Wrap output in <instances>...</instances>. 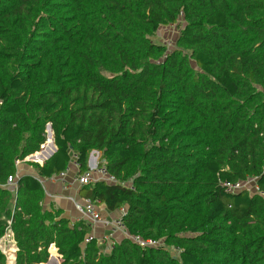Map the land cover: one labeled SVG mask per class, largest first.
<instances>
[{
    "label": "trees",
    "instance_id": "16d2710c",
    "mask_svg": "<svg viewBox=\"0 0 264 264\" xmlns=\"http://www.w3.org/2000/svg\"><path fill=\"white\" fill-rule=\"evenodd\" d=\"M174 24L173 48L154 41ZM48 124L56 151L26 160ZM92 152L116 183L84 197L159 245L104 251L47 203L40 178ZM19 161L37 176L9 186ZM8 228L16 264H264V0H0V240Z\"/></svg>",
    "mask_w": 264,
    "mask_h": 264
},
{
    "label": "built area",
    "instance_id": "2783aa9c",
    "mask_svg": "<svg viewBox=\"0 0 264 264\" xmlns=\"http://www.w3.org/2000/svg\"><path fill=\"white\" fill-rule=\"evenodd\" d=\"M42 148H44V145H42ZM36 161L38 162L39 159H37ZM73 161H74L76 167L78 168V164H77L76 160H73ZM43 162L44 161H41L38 163L40 165H42ZM20 163H21L20 161L17 162L18 165ZM67 172H68V169L57 175L58 178L62 180L64 188L66 187L65 179L67 176ZM19 175H20V173H19V169H18V172L15 174V176H10L8 178L7 185L16 186V180L19 177ZM40 180H41V178H40ZM99 180H104V181H107L110 183H116L115 177L113 175H110L104 166H99L98 164H96L95 167H93V168H89L88 170H86L82 173H79L75 178V181L80 186H84L86 184L93 183V182H96ZM225 185L227 186L228 190L232 191V192L238 191L239 189H242V184L231 185L229 183H225ZM70 200L73 202V205H74L76 211L79 213L80 217L78 220L83 219L89 228H94L97 224H101L103 226H108L111 228V232L109 234L105 235L101 239V241L98 240V242L101 245L102 244H108L111 248V246L115 242L113 240V233L114 232L121 233L123 237H128L129 239H131L132 241H134L135 243H137L141 247L156 246V245L160 244V242L157 240H153V239H147L146 240L140 236L131 235L130 233H128V231H127V229H126V227L122 221V217H121L122 214H124V212H125L124 208L119 210V216L118 217H116L114 219H110V218L102 215L100 209L98 208L97 202L95 200L91 199L90 197L77 198L75 196H71ZM91 237H94V236L91 235ZM7 239L12 243V245L14 244V242H15L14 241V235H13L11 228L7 229L5 235L0 240V248L4 252L5 255H6V252L4 250L6 248H9L7 246L4 247L7 243L6 242ZM52 245H54V244H52ZM16 251H17V246L15 244V264H16ZM6 257H7V255H6ZM7 262H8V260H7Z\"/></svg>",
    "mask_w": 264,
    "mask_h": 264
},
{
    "label": "crops",
    "instance_id": "0c3cea01",
    "mask_svg": "<svg viewBox=\"0 0 264 264\" xmlns=\"http://www.w3.org/2000/svg\"><path fill=\"white\" fill-rule=\"evenodd\" d=\"M54 138V137H53ZM47 147V145H46ZM47 149V148H45ZM56 151V150H55ZM48 152V150H46ZM47 160V155H44ZM92 159L96 160L94 156H92L89 159V164L93 161ZM29 160V157L26 159ZM44 160V161H45ZM31 161V160H29ZM25 162H21L19 164V173H31L35 174L37 176V173L35 169L27 165L28 168H23V164ZM89 168H92V166H89ZM79 174V170L76 167L74 161L72 160L71 164L69 165L67 176L65 179L66 182V187H63V182L61 179L58 178V176H53V177H42L41 182L44 186V189L46 191V197H47V203H52L53 206L57 209H61L63 211L62 215L65 217H68L71 220H78L79 219V213L76 211L73 202L70 200L71 196H75L77 198H83L84 195L81 191L83 186H80L76 181L75 178ZM74 208V210H73ZM98 208L100 209L101 213L103 216L108 217L110 219H114L119 216V211L116 212H110L106 209L104 205H98ZM90 233L92 236L96 237L98 240L101 241V239L109 234L111 232V228L108 226H103L101 224H97L94 228H90ZM117 238V239H116ZM123 238L122 234L119 232H114L113 233V240H120ZM15 245V242H14ZM108 244H104V246H107ZM55 247V246H54ZM56 248V247H55ZM57 251V250H56ZM61 256V255H60ZM60 262H61V257H60Z\"/></svg>",
    "mask_w": 264,
    "mask_h": 264
},
{
    "label": "rangeland",
    "instance_id": "374dc122",
    "mask_svg": "<svg viewBox=\"0 0 264 264\" xmlns=\"http://www.w3.org/2000/svg\"><path fill=\"white\" fill-rule=\"evenodd\" d=\"M182 24H183V22H182ZM181 27H180V25H175V24L163 26L158 30V32L156 33V35L153 39H154V41H156L158 43H162V44L166 45L168 48H173L175 46V41H176V38H177V36L181 30ZM47 141H48V137H47L46 142ZM44 146H45V144H44ZM45 148L46 147H44L43 149H45ZM50 149H51V147H50ZM40 151H41V149H40ZM40 151H39V153H40ZM44 155L40 159L45 160L46 157ZM100 155L101 154L99 152H94L93 156H94V158H96V160L92 159L93 161L91 162V164H89V162H88V167L89 166H92V168L95 167V165L98 164V161L100 160ZM90 157H91V154H90ZM90 157H89V159H90ZM29 160L37 162L36 161L37 159H35V158H29ZM24 167L29 169V167L26 166V163L23 164V168ZM241 184H242V188H247L252 192L253 191V185H254V179H251V180L247 181L246 183L244 182ZM73 210H74V208H73ZM6 242L7 243L4 247H6V246L10 247L12 245V243L8 239ZM101 247L104 251H108L110 248L109 245L104 246V244H102ZM4 251L6 252V255L9 257V260H11L13 257L14 250H6L5 249ZM7 264H8V262H7Z\"/></svg>",
    "mask_w": 264,
    "mask_h": 264
},
{
    "label": "water",
    "instance_id": "95a60500",
    "mask_svg": "<svg viewBox=\"0 0 264 264\" xmlns=\"http://www.w3.org/2000/svg\"><path fill=\"white\" fill-rule=\"evenodd\" d=\"M46 131H47V137L49 138V137H51V141L50 142H48V146L46 147L47 149H41V151H40V153H42V154H46L47 155V159L48 158H50L52 155H53V153L55 152V150L57 149V147H56V145H55V143H54V138H53V131H52V128H51V124H48L47 126H46ZM50 147H51V149H50ZM46 150H48V152H46ZM37 153H39V152H37ZM93 153L94 152H92L91 154H92V156H93ZM33 155L34 154H32V155H30L29 157L30 158H33ZM41 161H44V160H41V159H39V161L38 162H41ZM55 245H51L50 246V251H51V248H53ZM50 258V257H49ZM50 261V259H48V261L47 262H49ZM40 264H44V263H40ZM57 264H61V262L59 261Z\"/></svg>",
    "mask_w": 264,
    "mask_h": 264
},
{
    "label": "bare ground",
    "instance_id": "6f19581e",
    "mask_svg": "<svg viewBox=\"0 0 264 264\" xmlns=\"http://www.w3.org/2000/svg\"><path fill=\"white\" fill-rule=\"evenodd\" d=\"M7 250H14V246L13 245H11L9 248H6ZM7 259H8V263L9 264H15L14 263V253H13V257H12V259L11 260H9V257L7 256Z\"/></svg>",
    "mask_w": 264,
    "mask_h": 264
}]
</instances>
